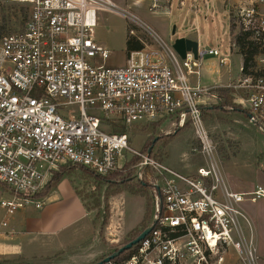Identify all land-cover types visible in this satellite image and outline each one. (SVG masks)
<instances>
[{
  "label": "built area",
  "instance_id": "built-area-1",
  "mask_svg": "<svg viewBox=\"0 0 264 264\" xmlns=\"http://www.w3.org/2000/svg\"><path fill=\"white\" fill-rule=\"evenodd\" d=\"M0 3L27 9L21 30L0 34V185L8 192L0 200L4 215L29 207L41 210L42 192L62 165L107 176L121 170L126 156H137L136 177L147 178L152 188L151 229L126 257L104 264H258L242 204L264 201V188L244 193L227 188L202 116L211 89L188 80L199 75L197 61L203 55L218 57V51L181 60L153 32L146 31L156 47H147L130 31L143 48L126 54L123 67H110V51L94 35L99 11L121 14L110 0ZM255 14L247 9L240 18L264 51V19L253 27ZM219 62L224 65L225 59ZM257 64L262 75L254 70L232 87L246 93L247 120L264 132V54ZM74 106L78 111L72 113ZM158 122L175 129L189 124L209 169L179 174L152 154L133 150L126 134L107 129L126 131ZM5 228L3 220L0 231Z\"/></svg>",
  "mask_w": 264,
  "mask_h": 264
},
{
  "label": "rangeland",
  "instance_id": "rangeland-1",
  "mask_svg": "<svg viewBox=\"0 0 264 264\" xmlns=\"http://www.w3.org/2000/svg\"><path fill=\"white\" fill-rule=\"evenodd\" d=\"M121 14L108 11L97 13V26L94 29L95 40L110 51L106 64L110 67H123L126 58V40L130 31L134 37L139 38L147 47H156L152 38L146 31L153 32L165 45L171 46L177 38L195 37L198 43V54L208 50H217L218 57L203 55L198 60V76H190V84L203 89L228 84L220 81L223 69L219 59L227 57L231 63L232 83L231 107L228 112L206 111L204 120L206 129L216 147L215 161L220 174L228 189L241 192L254 190L256 186L264 188V132L257 126L251 125L247 117L238 111H232L238 106L246 110L247 95L242 90H234L237 83L241 62L239 57L230 51L229 22H241V14L247 9H254L255 14L251 25L257 26L259 18L264 19V4H256L255 0H110ZM153 1L156 7L153 8ZM27 16V9L20 5L0 3V34H11L21 30ZM135 22L142 26H139ZM242 25V22H241ZM226 87V88H229ZM213 94V90H210ZM219 101L213 100L212 106ZM211 104V103H208ZM69 111L75 113L78 107H70ZM103 116L101 113L99 114ZM187 126V125H186ZM184 128V127H183ZM181 128V129H183ZM114 132L113 127L107 128ZM175 128L168 122L151 130V127H132L125 131L129 138L130 147L140 155L148 153L154 138L160 139L152 147V157L173 171L189 176L194 175L199 168L209 169V160L204 158L198 150V143L190 125L181 130L167 145L163 140L167 135L173 134ZM115 133V132H114ZM163 139V140H162ZM141 158L126 156L122 161V168L110 179H96L95 175L81 169L72 167L73 171L65 176L75 193L83 202L94 224L95 239L88 243L92 248L85 246L70 250L72 255H93V264L103 257H107L122 248L135 232L142 228V220L146 211V198H150L152 188L149 180L145 178L146 196H134L131 189L122 190L120 181L131 170L137 171L136 166ZM69 167V166H68ZM149 173V172H148ZM232 191V190H231ZM5 192L0 185V196ZM235 192V191H233ZM152 203V202H151ZM247 203L242 204V208ZM45 206V205H44ZM150 215L152 206L150 204ZM89 239V240H91ZM88 244V246H89ZM46 258V257H45ZM45 258L36 260L27 259L25 264H75L69 258L68 251L62 257L47 263ZM260 264H264L261 261ZM85 264V263H84Z\"/></svg>",
  "mask_w": 264,
  "mask_h": 264
},
{
  "label": "crops",
  "instance_id": "crops-1",
  "mask_svg": "<svg viewBox=\"0 0 264 264\" xmlns=\"http://www.w3.org/2000/svg\"><path fill=\"white\" fill-rule=\"evenodd\" d=\"M190 39L197 41L192 36ZM230 51L239 57L241 71V56L231 42ZM223 58L225 64L219 62L223 69L220 73V81L225 82L227 76L228 84L222 85L221 83L218 86L208 87L211 90L219 87H229L234 81L230 76V60L227 57ZM190 76H188V79ZM239 78H241L240 73ZM210 95L208 103L211 104L203 109L211 108L213 100H216L214 94ZM7 196L8 192L5 189V192L0 196V200ZM245 203L247 204L244 205L242 210L252 226L258 264H260V261L264 263V201ZM3 220L7 221V228L0 231V264H25L28 262L27 259L36 260L38 257H46L47 263H52V260L63 257L67 251L69 258L74 260L75 264H93V255L89 253L87 255L82 254V256L69 253L70 250L80 249L84 246L87 250L92 248L93 242L90 245L89 241L95 239L96 230L89 219L83 202L67 180H63L47 194L45 206L41 210L29 207L16 212L11 217H6L0 209V222Z\"/></svg>",
  "mask_w": 264,
  "mask_h": 264
},
{
  "label": "trees",
  "instance_id": "trees-1",
  "mask_svg": "<svg viewBox=\"0 0 264 264\" xmlns=\"http://www.w3.org/2000/svg\"><path fill=\"white\" fill-rule=\"evenodd\" d=\"M229 36H230V42L231 44L237 49L238 54L241 56L242 59V67H241V71H240V75L241 77H246V76H250L254 74V70L256 71V75L260 76L263 74V71H261L258 67L257 64V58L259 57V55L264 54V51H262L260 49V45L259 43H257L256 41L253 40V30L251 28L244 30L243 25H241V22L238 23L236 20H230L229 22ZM143 48V45L140 44L138 41H136V39L128 37V39L126 40V49L127 52L126 54H128L130 51H136V50H140ZM213 90V94L215 95L217 101H219V103L215 106H213L212 108H208L207 109H203L202 110V116L203 119H205L206 115L208 114L206 111L209 110H214V111H221V112H228L230 107H231V97H230V93L231 88H226V87H219V88H215L212 89ZM229 108V109H228ZM234 109H232V111H238L240 113H242L243 115H245L246 117L248 116V110H241L239 109L238 106L233 107ZM162 125V122H158V123H154V124H150L147 125L146 127H151V130H155V128H158L159 126ZM185 125L183 129L188 128ZM145 127V126H144ZM114 132L117 134H125V129L119 126L113 127ZM183 129H175V131L173 132V134L167 135L164 140V146L167 145L181 130ZM153 139L152 141V147L155 143H157L158 141H160V139L157 138ZM152 147L150 149H152ZM69 166V167H68ZM70 164H66V165H62L60 166L56 171L52 172L50 181L47 183V185L45 186L42 195L43 196H47V194L54 188H56L64 179L65 176L67 174H70L73 171V168H70ZM75 167V166H72ZM81 168V167H79ZM84 169V168H81ZM85 171L89 172L92 175H95L96 179H110L111 177H113L116 173H119V171H116L114 173H111L107 176H98L95 173H93L92 171L88 170V169H84ZM137 171H130L127 174H124L122 180L120 181H113V183L115 184H120V187L122 186L123 189L122 190H126L127 189H131V194L134 196H141L144 197L146 196L145 192V182L139 181L136 177ZM129 192V191H127ZM150 198H146V211H145V215L143 217L142 220V228L140 231L135 232L134 235H132V238L125 243L128 244L129 242L133 241L134 239H136L147 227H149L150 225V220H151V215H150ZM123 245V246H125ZM122 246V247H123ZM121 248V247H120ZM134 250V247L129 250L128 252L123 253L120 257H118L116 260H120L123 259L124 257H126L128 254H130L132 251ZM118 251V250H116ZM115 251V252H116ZM111 255V254H110ZM105 257H103L100 261H98L97 263L101 262ZM96 263V264H97Z\"/></svg>",
  "mask_w": 264,
  "mask_h": 264
},
{
  "label": "water",
  "instance_id": "water-1",
  "mask_svg": "<svg viewBox=\"0 0 264 264\" xmlns=\"http://www.w3.org/2000/svg\"><path fill=\"white\" fill-rule=\"evenodd\" d=\"M171 49L173 52L181 59L184 60L186 56L192 55L194 59L197 58L198 56V43L197 41L185 39V38H177L172 41L171 43ZM157 140V138H156ZM155 140V141H156ZM152 149L148 150V155L151 154ZM150 227H147L136 239L133 241L129 242L122 248H120L118 251L112 253L111 255L105 257L101 262L97 264H104L109 262L110 260H113L120 255H122L124 252L129 251L132 247H134L137 243H139L149 232H150Z\"/></svg>",
  "mask_w": 264,
  "mask_h": 264
}]
</instances>
